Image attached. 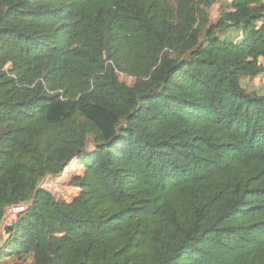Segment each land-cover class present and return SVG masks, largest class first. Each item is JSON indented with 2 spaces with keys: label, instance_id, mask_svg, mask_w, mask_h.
Here are the masks:
<instances>
[{
  "label": "trees",
  "instance_id": "16d2710c",
  "mask_svg": "<svg viewBox=\"0 0 264 264\" xmlns=\"http://www.w3.org/2000/svg\"><path fill=\"white\" fill-rule=\"evenodd\" d=\"M261 58L264 0H0L3 253L264 264ZM76 157L66 202L43 184Z\"/></svg>",
  "mask_w": 264,
  "mask_h": 264
},
{
  "label": "crops",
  "instance_id": "0c3cea01",
  "mask_svg": "<svg viewBox=\"0 0 264 264\" xmlns=\"http://www.w3.org/2000/svg\"><path fill=\"white\" fill-rule=\"evenodd\" d=\"M264 77V74L260 75ZM94 146L90 142L88 144V152L93 150ZM85 165L82 163V159L80 157L74 158L69 165L65 168L64 172L55 178H52V192L60 199L71 202L80 192V188L72 185V179L75 176H81L84 174ZM69 176V183H67L66 177ZM55 182V183H54ZM64 186H62V185ZM66 185V186H65ZM70 198V199H68ZM8 221L6 217L0 221V264H15L17 262L16 257L13 255H6L3 253L5 245L8 240L7 228Z\"/></svg>",
  "mask_w": 264,
  "mask_h": 264
},
{
  "label": "rangeland",
  "instance_id": "374dc122",
  "mask_svg": "<svg viewBox=\"0 0 264 264\" xmlns=\"http://www.w3.org/2000/svg\"><path fill=\"white\" fill-rule=\"evenodd\" d=\"M219 13H220L219 4L216 3L210 8L209 14H210L212 19L216 20L219 16ZM121 80L125 81L127 84H130V85H132L134 83V79L132 77H128V76H124V75H121ZM245 84H247V86H249V87H257V88L264 89V77L263 76H257L255 78L246 80ZM84 158L85 157H83V159ZM69 178H70L69 176L66 177L67 183H64V184L69 183L68 182V181H70ZM51 181H52V178H51ZM62 186H64V185H62ZM68 199H70V198H68Z\"/></svg>",
  "mask_w": 264,
  "mask_h": 264
},
{
  "label": "built area",
  "instance_id": "2783aa9c",
  "mask_svg": "<svg viewBox=\"0 0 264 264\" xmlns=\"http://www.w3.org/2000/svg\"><path fill=\"white\" fill-rule=\"evenodd\" d=\"M259 64L264 66V58H261L259 60ZM52 186L53 184L51 180L46 181L43 184V187L49 189L50 191H52ZM26 209H27V205L25 203L8 206L6 209V216H5L8 221V224H13L16 218L18 217V215L23 213Z\"/></svg>",
  "mask_w": 264,
  "mask_h": 264
},
{
  "label": "water",
  "instance_id": "95a60500",
  "mask_svg": "<svg viewBox=\"0 0 264 264\" xmlns=\"http://www.w3.org/2000/svg\"><path fill=\"white\" fill-rule=\"evenodd\" d=\"M11 227H12V224H9V225H8V228H11Z\"/></svg>",
  "mask_w": 264,
  "mask_h": 264
}]
</instances>
